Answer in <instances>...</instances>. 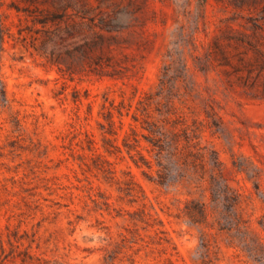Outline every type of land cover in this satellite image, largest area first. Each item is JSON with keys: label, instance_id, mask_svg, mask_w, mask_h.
Segmentation results:
<instances>
[{"label": "rangeland", "instance_id": "1", "mask_svg": "<svg viewBox=\"0 0 264 264\" xmlns=\"http://www.w3.org/2000/svg\"><path fill=\"white\" fill-rule=\"evenodd\" d=\"M1 2L8 33L0 50V258L202 264L201 226L178 215L190 189L174 161L163 153L168 176L159 184L151 145L141 137L138 148L152 168L137 166L136 151L123 146L129 123L147 133L131 117L143 91L157 93L149 119L174 106L184 112L207 166L218 157L248 196L264 240V0ZM108 110L121 148L111 154L103 146V136L114 138L104 131ZM149 212L161 220L154 227ZM211 233L219 264H258L227 246L224 233Z\"/></svg>", "mask_w": 264, "mask_h": 264}, {"label": "trees", "instance_id": "2", "mask_svg": "<svg viewBox=\"0 0 264 264\" xmlns=\"http://www.w3.org/2000/svg\"><path fill=\"white\" fill-rule=\"evenodd\" d=\"M1 5L2 2L0 0ZM8 7H14L18 11L21 10L14 2L9 4ZM6 17L7 15L3 11H0V50L4 35L8 33V25L5 23ZM159 84V87L162 88L163 81L161 79ZM0 92L5 94V89L2 84ZM156 95L157 93L155 92L143 91L137 99L138 106L131 115L134 121L140 123L142 129L147 130V133L138 131L134 125L129 123L130 131L122 138L123 146L127 152L135 150L138 154V158H133L131 155L133 162L137 166H141L142 164L148 168H152L153 166L152 160L144 156L138 148L141 145V137L151 145L148 151L154 150V163L157 166L155 171L158 177L155 181L157 183L163 184L168 176L165 171L168 168L165 166L163 153L174 161L177 166L179 183L190 189L186 191L188 197L183 201V205L178 207V215L190 224L201 226V237L198 247L203 249V256L201 257L202 264H219L218 257L214 250H212V242L208 237L212 234V230H217L225 234L227 246L239 249L249 259L258 264H264V240L255 231L254 227H252L251 214L247 211L248 196L244 195L231 184L230 179L225 175L224 167L218 157L215 156L209 162L210 165L207 166V155L205 151L200 150L201 147L193 140L189 130L191 128L182 110H178L174 106V108L166 112L167 115L161 112L160 117L149 119L148 107L152 102L156 101ZM117 113L119 115V127H121L123 123L121 116L123 113L119 108H117ZM169 113L173 114L172 118L168 116ZM104 117L109 127L104 131L114 135L113 139L103 136L104 149L111 154L114 150H121V148L114 142L116 140L117 130L114 127L115 120L113 112L108 110ZM97 156L101 157L108 165L111 164L103 154L97 153ZM103 169L107 173H114V170L110 166ZM124 181L128 185L130 194H133V190L137 184L133 176L129 174ZM255 185L257 184L255 183ZM193 187L200 190L201 197L191 196ZM147 214V218L152 217V222L145 220L147 225L154 227V225L161 222L157 216H152V213L149 212ZM154 229L156 233L165 232L159 227H155ZM159 239L160 242L170 243L168 236H159ZM32 258L30 253L25 252L20 257V260L22 264H27L29 259ZM36 259L39 260L38 264H50L47 259L40 257H36ZM165 260L166 264H172L169 256ZM0 264H16L15 254L11 256H8V254L3 255L0 258Z\"/></svg>", "mask_w": 264, "mask_h": 264}]
</instances>
